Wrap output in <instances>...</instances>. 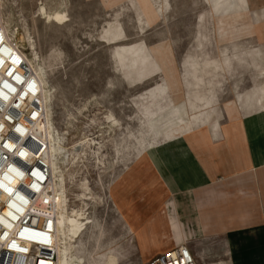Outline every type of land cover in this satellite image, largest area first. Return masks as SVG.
I'll use <instances>...</instances> for the list:
<instances>
[{"label": "rangeland", "instance_id": "rangeland-1", "mask_svg": "<svg viewBox=\"0 0 264 264\" xmlns=\"http://www.w3.org/2000/svg\"><path fill=\"white\" fill-rule=\"evenodd\" d=\"M228 1L0 0V25L40 84L58 264H130L134 240L105 199L114 174L188 118L212 116L252 72L244 93L264 84V24Z\"/></svg>", "mask_w": 264, "mask_h": 264}, {"label": "crops", "instance_id": "crops-1", "mask_svg": "<svg viewBox=\"0 0 264 264\" xmlns=\"http://www.w3.org/2000/svg\"><path fill=\"white\" fill-rule=\"evenodd\" d=\"M241 4L227 12L264 24V0ZM250 84H232L222 106L216 94L212 116L188 118L107 184L106 203L135 243L130 264L182 243L197 264H264V84L244 93Z\"/></svg>", "mask_w": 264, "mask_h": 264}, {"label": "built area", "instance_id": "built-area-1", "mask_svg": "<svg viewBox=\"0 0 264 264\" xmlns=\"http://www.w3.org/2000/svg\"><path fill=\"white\" fill-rule=\"evenodd\" d=\"M0 25V264H55L56 192L38 102L40 84ZM139 264H197L185 244Z\"/></svg>", "mask_w": 264, "mask_h": 264}, {"label": "bare ground", "instance_id": "bare-ground-1", "mask_svg": "<svg viewBox=\"0 0 264 264\" xmlns=\"http://www.w3.org/2000/svg\"><path fill=\"white\" fill-rule=\"evenodd\" d=\"M143 2V1H142ZM222 20V18H221ZM220 31V29H219ZM217 32V31H216ZM217 34V33H216ZM38 102H39V97H38ZM40 104V103H39ZM44 160V158H43ZM44 162L47 164V162L44 160ZM48 165V164H47ZM55 231H56V236H55V239H56V247H55V251H56V260H55V264H58V258H59V255H60V243L58 242V239H57V232H58V220L56 219L55 220ZM60 238V237H59ZM60 240V239H59ZM60 262V261H59Z\"/></svg>", "mask_w": 264, "mask_h": 264}]
</instances>
